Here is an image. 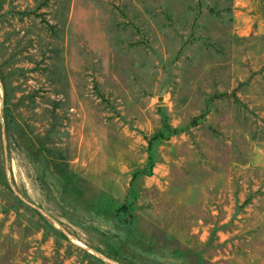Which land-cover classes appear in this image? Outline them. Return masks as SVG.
<instances>
[{"label": "rangeland", "instance_id": "374dc122", "mask_svg": "<svg viewBox=\"0 0 264 264\" xmlns=\"http://www.w3.org/2000/svg\"><path fill=\"white\" fill-rule=\"evenodd\" d=\"M0 264H264V0H0Z\"/></svg>", "mask_w": 264, "mask_h": 264}]
</instances>
